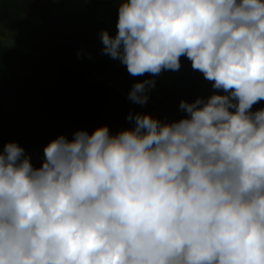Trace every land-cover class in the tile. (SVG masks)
Listing matches in <instances>:
<instances>
[{
	"label": "clouds",
	"instance_id": "1",
	"mask_svg": "<svg viewBox=\"0 0 264 264\" xmlns=\"http://www.w3.org/2000/svg\"><path fill=\"white\" fill-rule=\"evenodd\" d=\"M116 27L102 52L130 75L183 56L226 94L182 100L171 123L60 135L40 167L3 145L0 264H264V0H119Z\"/></svg>",
	"mask_w": 264,
	"mask_h": 264
},
{
	"label": "trees",
	"instance_id": "2",
	"mask_svg": "<svg viewBox=\"0 0 264 264\" xmlns=\"http://www.w3.org/2000/svg\"><path fill=\"white\" fill-rule=\"evenodd\" d=\"M63 4L0 0V25L11 31L14 43L0 44V150L17 143L34 167L41 166L44 147L60 135L71 140L78 130L91 134L104 125L115 135L135 126L130 114L157 118L155 105L148 100L144 105L134 103L114 84L91 79L99 66L80 58L77 50L94 43L105 25L90 11L60 13ZM34 17L42 23L34 22ZM177 72L168 93L179 107L182 100L192 103L198 98L201 84L186 57H181ZM158 76L145 73L139 83L155 80L156 85Z\"/></svg>",
	"mask_w": 264,
	"mask_h": 264
},
{
	"label": "rangeland",
	"instance_id": "3",
	"mask_svg": "<svg viewBox=\"0 0 264 264\" xmlns=\"http://www.w3.org/2000/svg\"><path fill=\"white\" fill-rule=\"evenodd\" d=\"M63 6L59 9L60 13H74L78 10H86L93 13L95 18L105 25L110 36L117 34L118 22V6L119 0H62ZM38 24L42 23L38 17L32 18ZM102 30V31H104ZM100 31L94 43L81 46L77 50L80 58L91 61L99 66L91 76L101 82L114 84L124 94L129 96L133 85L139 83L140 76H132L126 70V66L119 60L112 59L110 56L103 54L104 45L101 41ZM0 44L13 45L11 31L3 24L0 25ZM201 84V91L198 98L207 99L213 94H226L222 89H214L213 82L208 81L203 77V74L196 71ZM178 77L177 71L165 70L162 71L158 78L155 87L151 93H146L148 101L155 105L154 116L161 119L162 123H171L186 117V113L180 110L178 105L169 100L168 88L172 87ZM264 108V100L254 104L251 111L255 112L258 109Z\"/></svg>",
	"mask_w": 264,
	"mask_h": 264
}]
</instances>
